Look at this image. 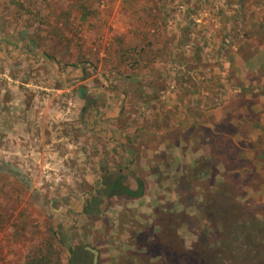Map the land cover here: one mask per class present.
I'll use <instances>...</instances> for the list:
<instances>
[{"label": "rangeland", "instance_id": "obj_1", "mask_svg": "<svg viewBox=\"0 0 264 264\" xmlns=\"http://www.w3.org/2000/svg\"><path fill=\"white\" fill-rule=\"evenodd\" d=\"M118 28L128 40L111 46ZM136 31L141 54L157 65L153 78L140 80L150 100L171 101L159 90L172 83L185 88L186 103L228 105L211 132L202 130L213 164L202 175L201 166L171 168L161 180L173 188L159 193L173 201L137 227L119 214L123 199L107 198L102 184L117 174L126 184L136 175L151 182L150 156L119 155L132 145L129 125L146 118L132 107L145 95L128 93L131 75L147 68L132 65L136 42L129 37ZM263 44L264 0H0V167L8 164L22 175L0 174V264H91L89 248L96 250L95 264H262L264 68L251 70L242 61ZM68 69L89 80L69 89L63 80ZM205 69L214 75L187 77ZM79 83L90 93H77ZM108 85L123 89L110 101L118 109L114 127L99 121L93 89ZM200 88L207 91L203 97L194 95ZM144 144L160 148L162 142ZM215 162L222 166L215 169ZM220 180L231 192L220 200L227 214L199 218L196 209ZM157 193L152 188L149 197ZM221 221L260 228L236 230L217 252L226 241Z\"/></svg>", "mask_w": 264, "mask_h": 264}, {"label": "crops", "instance_id": "obj_2", "mask_svg": "<svg viewBox=\"0 0 264 264\" xmlns=\"http://www.w3.org/2000/svg\"><path fill=\"white\" fill-rule=\"evenodd\" d=\"M137 33L138 32L136 31L135 36L132 34L129 37L131 43L134 44L136 42L137 44H140L139 46H136L135 43L136 48L134 49H136L137 52L139 51V53H137L134 56L132 65L136 67L135 70L140 69L138 66L145 64L147 68L146 70H144V72L139 70L141 74L137 70L131 75L132 83L128 93H131L132 95L134 94L145 95L144 100L138 98L135 100V102H132V107L134 108V110H136L135 108H137V111L144 113L146 118L144 120L138 119L136 122L131 123V125H129L130 128H127L128 127L127 123L124 122L120 123V126L124 125V127L128 129L127 131H130V133H132L131 134L132 136L129 138L132 141L131 142L132 145L128 146V148L124 146V148L121 151H119V155L120 157L133 159L136 157L138 158L139 153L143 151L145 156H150V161L148 162L147 167L151 168V170L148 168L146 169L147 172L146 171L145 172L146 174L150 175L151 182L147 180L146 181L150 182L151 184L148 183L146 185L145 179L140 175H136L135 178L133 177L131 180L127 181V182L130 181L129 183L127 184L125 183V184L131 190H135L137 187V181L140 182L142 184V193L140 195L136 197H130L126 195L109 197V199H115V200L123 199L125 204L124 205L119 204L121 205L119 214L132 217L131 222L134 223L135 227H137L139 223L142 221H149L151 219H154L155 218L154 213L155 212L157 213L158 210L156 209L158 208L159 205L164 206L168 204L167 202L173 201V199L170 198L169 199L165 197L162 198L159 193L160 189H162L163 192L168 193V191H170V189L173 188V183H169V182L167 183L166 180L165 181L161 180L163 176L170 171L171 168L175 169L176 171H179V169L185 168L186 166L190 167V165H192L191 167L195 168L197 160H201L207 168L211 164H213L209 162L212 159V152L210 151L211 149L207 150L206 147V145L211 144V141H209L206 134L205 136L203 135L202 130L207 129L209 132H211L212 130L211 127L215 126L216 124H218L219 121L225 118L223 114L228 115V109H227L228 105H225V103H217L208 100L205 101L208 102L207 105L204 104L203 99H199L200 103H196V102L192 104L186 103V98L183 97L185 88L176 86L173 89L172 83L171 85L170 84L168 85V88L170 87L171 89L172 86L173 90L172 89L170 90L167 87H165V89L163 90H159L161 94V98L163 99L173 98L171 101H168V103L162 102L163 104H160V103H156V101H153L152 99L150 100L147 94L151 91L148 86L142 85L140 83L141 82L140 80L153 78L152 73L155 71L153 67L157 65L156 62H154L155 59H152L151 57L145 59L143 54H141L142 48L140 46L142 45V43L139 39L140 35H138ZM123 34H124L123 28H118L117 30H115L110 37L111 46L118 45V43L122 42L123 40L127 41L128 40L127 37H125ZM161 38H163L162 39L163 41L165 37L162 36ZM164 44L165 43L161 45L162 52H164V47H165ZM169 47L170 46H168V48ZM152 48H153L152 50H155V48L157 47L153 44ZM105 52L106 54H108L109 50H106ZM122 59L119 60L121 61ZM242 62H243V66L245 64L247 65V67H249V69L251 68V70H254V68L263 69L264 44L258 47V52L256 55L251 56L250 58H247ZM75 71L76 70L68 69L66 73L68 77L63 79L65 85H69V89L73 87L72 83H76L77 81H79V79L83 78V80H89L88 79L89 77L84 78L83 75L79 77V75H77ZM208 71L210 70L205 69V71H200V72L195 71L193 73H189V76L187 77L189 78L195 76L196 78L202 79L214 75V73L213 75H210ZM109 72L113 74V76L121 78V75L118 73L117 70L109 69ZM183 77L185 76L183 75ZM263 77L264 75H262L261 78L259 77L261 82L264 79ZM244 80H247V78H245ZM93 89H95L94 90L95 93L98 94L96 96V99H99L97 101V110L100 118L99 121H101V123L107 122L105 126L114 127L115 125L113 122H116L114 119L115 117H117L116 110L118 109H117V104L112 103L110 101L111 99H114L113 96H115V94L118 96L122 95L121 93L123 89L122 88L117 89L115 85L113 86L108 85L101 87L97 86L94 87ZM203 89L200 88L198 90L197 89L194 90V95H200L201 97H203V93L207 92V91H202ZM89 90H92L91 88H89V85L85 83L78 84L77 93L80 94L90 93ZM209 91H210L209 95L211 94V92H215L214 90L212 91V88H210ZM208 97L206 99H208ZM195 98L198 99V97ZM209 99H211V97H209ZM93 100H95V97L93 96L85 97V101L93 102ZM87 126L93 127L92 121H89L87 123ZM190 128H193V132L189 131ZM121 130L118 129L119 132H122ZM111 131L114 132V130ZM171 136L173 137L172 139L169 138ZM117 141H121V138ZM146 141L159 142V143L162 142V145L160 146V148L157 146L148 147L145 146L144 144ZM171 152H173L172 155H170ZM163 155L164 157L161 158V156ZM218 163L221 162L214 163L215 166L213 167L215 169L218 168L217 167V165H219ZM152 183L154 184V186L152 185ZM152 188L156 189V191L158 192L155 197H149V191ZM171 198H175L174 195L171 196ZM188 207L190 206L188 205Z\"/></svg>", "mask_w": 264, "mask_h": 264}, {"label": "trees", "instance_id": "obj_3", "mask_svg": "<svg viewBox=\"0 0 264 264\" xmlns=\"http://www.w3.org/2000/svg\"><path fill=\"white\" fill-rule=\"evenodd\" d=\"M240 152V151H239ZM201 168L199 169L198 167ZM10 167V165L8 164H3L0 169L1 170H5V168ZM199 169V174H204L206 172V166L203 164V162L201 160H197L196 161V166L195 168ZM10 169L12 175H16L17 177L22 178V175H18L17 170H13V168L11 169L8 168V170ZM0 170V171H1ZM107 179V180H106ZM125 176L122 174H117L115 176H113L112 178H105V180L102 181L103 184V192L106 195V197H110V196H118V195H126V196H130V197H136L138 195H140L142 193V184L140 182L137 181V187L135 190H131L125 183ZM213 188L210 189L211 191L206 195V197H204V200L206 201L205 204H202L200 206V208L196 209V214L198 215L199 218H204L207 219L208 218H214L215 219L218 217V215H222V213H226L228 209V205L225 206L224 204L221 203L220 200L222 199H227L230 197L231 198V192L229 189V186L227 185L226 182H224L223 180H220L218 182H215V184L212 186ZM184 206L187 207L188 204L184 203ZM205 206V207H203ZM227 214V213H226ZM216 222H218V220H215ZM231 221V220H229ZM229 221H221L220 223H223L226 228V232L224 235L225 236V240L224 242H222V244H220L218 248H214L217 252H223V249H226L227 246L230 245V241L232 239H234V235L237 234L236 230L238 229H245V233H249L252 229L256 228L258 226V228H260V225L256 224V222H251L248 224L242 223V224H237L235 223H229ZM160 225V224H159ZM158 225V226H159ZM204 235H206V232H204ZM228 238V239H227ZM205 247L206 244H204ZM204 247V248H205ZM215 251V252H216ZM264 264V262L262 263Z\"/></svg>", "mask_w": 264, "mask_h": 264}, {"label": "water", "instance_id": "obj_4", "mask_svg": "<svg viewBox=\"0 0 264 264\" xmlns=\"http://www.w3.org/2000/svg\"><path fill=\"white\" fill-rule=\"evenodd\" d=\"M89 251L92 253V261H91V264H95V260H96V250L89 248Z\"/></svg>", "mask_w": 264, "mask_h": 264}, {"label": "flooded vegetation", "instance_id": "obj_5", "mask_svg": "<svg viewBox=\"0 0 264 264\" xmlns=\"http://www.w3.org/2000/svg\"><path fill=\"white\" fill-rule=\"evenodd\" d=\"M10 167H11V166H10ZM10 167L5 168V170H1V171H0V174H4V173H5L6 175H7V174H11V175H12L10 169L8 170V168H10ZM12 168H13V167H11V169H12ZM13 170H14V168H13ZM15 170H16V169H15ZM15 170H14V171H15ZM17 173H18V172H17ZM18 175H19V173H18ZM16 177H17V176H16ZM20 177H21V176H20Z\"/></svg>", "mask_w": 264, "mask_h": 264}, {"label": "built area", "instance_id": "obj_6", "mask_svg": "<svg viewBox=\"0 0 264 264\" xmlns=\"http://www.w3.org/2000/svg\"><path fill=\"white\" fill-rule=\"evenodd\" d=\"M138 52H137V50L136 49H133V57L137 54ZM134 59H132V61H133Z\"/></svg>", "mask_w": 264, "mask_h": 264}]
</instances>
